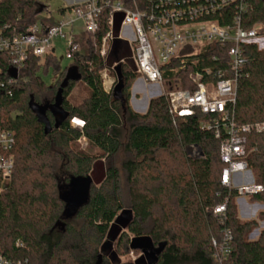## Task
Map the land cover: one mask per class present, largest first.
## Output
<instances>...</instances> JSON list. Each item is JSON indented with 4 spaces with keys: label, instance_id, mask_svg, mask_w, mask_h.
<instances>
[{
    "label": "trees",
    "instance_id": "trees-1",
    "mask_svg": "<svg viewBox=\"0 0 264 264\" xmlns=\"http://www.w3.org/2000/svg\"><path fill=\"white\" fill-rule=\"evenodd\" d=\"M116 1L144 10L150 3L110 0ZM45 9L38 0H0V35L25 33ZM232 10L234 14L231 9L215 17L226 24ZM110 11L106 6L100 15L96 45L90 44L84 56L72 59L74 62L63 70L54 53L47 55L44 63L30 53L24 66L26 77L16 78L10 73L11 56L0 52V126L12 130L16 138L14 171L0 195V257L13 264H96L99 260V264H117L110 258L100 259L105 241H117L125 253L140 251L131 247L132 238L149 237L155 248L162 246L153 264H217L212 238L221 237L223 225L208 209L228 198L226 226L231 228L234 241L226 264H264V230L256 240H250L257 221L242 222L237 217V192L221 184V142L212 131L201 128L204 115L197 112L174 119L165 96L151 99L146 113L135 112L129 104L130 90L139 75L128 63H120L122 98L104 90L99 72L105 64L131 57L128 43L121 40L114 43L106 63L100 55ZM121 18L115 15L116 33ZM244 25L261 26L264 36V0H252ZM246 54L248 63L237 82L235 114L238 123L255 124L264 122V48L250 44ZM204 59L202 66L216 69L210 59ZM50 66L59 77L48 86L40 71L45 68L48 72ZM72 66L81 78L63 88L61 106L68 117L56 127L55 116L48 110L52 131L46 134L30 107L31 97L38 104H53ZM178 76L185 74L179 72ZM11 78L16 80L10 82ZM80 81L86 84L89 95L80 105H72L68 97ZM183 85L188 87V81ZM75 118L84 122L83 127L73 124ZM81 137L100 154L75 151L73 145ZM246 138L252 179L264 186V132H252ZM193 145L202 150L198 158L186 152ZM121 150L128 154L122 163L128 184L126 199L120 171L110 162ZM61 170L64 178L59 177ZM86 175L94 181L89 199L66 219L60 188L71 176ZM251 198L264 203V190Z\"/></svg>",
    "mask_w": 264,
    "mask_h": 264
},
{
    "label": "built area",
    "instance_id": "built-area-1",
    "mask_svg": "<svg viewBox=\"0 0 264 264\" xmlns=\"http://www.w3.org/2000/svg\"><path fill=\"white\" fill-rule=\"evenodd\" d=\"M251 2L150 0L149 7L144 10L137 6L127 8L121 1L84 0L63 8L64 12L56 23L49 22L51 16L48 15V23L39 25L36 22L25 33L12 37L0 35V52L11 56L12 67L18 71L16 78H20L19 73L24 70L30 53L42 59L53 53L57 39L65 42L67 59L80 58L86 54L84 44L96 45L100 15L104 7L110 6L109 30L100 49L105 63L117 40L127 42L138 78L162 87L160 96H165L174 119L197 112L203 114L201 128L212 131L214 138L221 142L220 157L224 163L221 184L235 190L239 198L246 199L264 190L262 184L252 179L246 159V136L252 132H264V122L238 123L235 114L237 82L248 63L246 46L257 44L264 48L261 26L244 25ZM231 9L234 14L232 10L230 22L222 24L215 17L218 14L224 16V11ZM116 14L122 16L118 33L115 32ZM78 22L83 26L81 36L73 31ZM126 29H130L132 36ZM212 48L216 51L211 52ZM202 54L205 56L200 57ZM204 57L210 59L216 69L202 66ZM127 62L128 59L123 58L112 65L105 64L99 72L107 93L113 92L117 82L115 66ZM179 72L185 76H178ZM16 78H11L10 82ZM184 80L188 81V87H184ZM72 122L79 128L84 125L80 119L75 118ZM15 144L14 132L0 126V195L14 171ZM191 148L201 156L197 146ZM247 174L250 179L241 181V177ZM228 201L227 198L208 209L223 225L221 237L212 238L217 264H226L233 250V232L226 226ZM0 264L13 263L0 257Z\"/></svg>",
    "mask_w": 264,
    "mask_h": 264
},
{
    "label": "rangeland",
    "instance_id": "rangeland-1",
    "mask_svg": "<svg viewBox=\"0 0 264 264\" xmlns=\"http://www.w3.org/2000/svg\"><path fill=\"white\" fill-rule=\"evenodd\" d=\"M38 1H40L41 3L47 6V8L37 16V23L39 25H41V22L48 23L47 16L51 12L55 20L60 19L59 9L63 6L66 0H38ZM77 24L80 27H83L80 22H78ZM54 43L57 46L55 55L57 56L61 70H63L66 67L70 66L74 62V60H69L66 58L65 56L66 45L64 41L62 40L60 41L59 39H57ZM88 47L89 45L87 43L84 44V50H83L84 53L88 52ZM111 49L112 50L114 49V44L111 47ZM45 58L46 56L41 59V63H44ZM127 59H128L127 63L131 66L132 69H134L135 67H134V63L132 62V60L130 58H127ZM17 74H18V71H17ZM40 74L42 75L45 83L48 86L53 85L59 77V73L56 72L53 66L49 67L48 72H45V68L42 69L40 71ZM19 77L25 78L26 71L21 70V72L19 73ZM134 83L132 84L131 90H130L131 97L136 95V88L133 87ZM88 95H89V90L86 84L80 81L75 84L73 90L71 91L68 97V100L72 105H80L88 97ZM129 104L131 106L130 101H129ZM73 147L75 151H82L90 155L96 156L100 154V150L96 146L91 144L89 140L85 137H81L76 143H74ZM186 152L192 158L200 157L198 155V152H195V153L193 152V148H191V146L186 148ZM127 156L128 154L124 150H121L110 159V162L114 166H116L120 171L122 193L125 199H126L125 195H126V189L128 187L127 186L128 184L126 183V174L124 170L122 169V163L127 158ZM62 173L63 171L61 170V173L59 172L60 178L61 177L64 178L66 176ZM249 175L250 174L244 175L243 177H241L240 180L247 181L248 179H250ZM10 180L11 178L9 179V181ZM99 186L100 185L98 184L97 187ZM234 205H235L237 217L239 218L240 221L242 222L248 221V220L257 221L258 225L253 229V231L248 236L250 240H256L259 237L262 230H264V218L262 217V213L264 212V203L260 201H254L251 197L246 198V199L237 197L234 200ZM130 237L132 238V235H130ZM116 242L117 241H114V242L105 241L103 243L102 248L100 249V254H101L100 259H102L103 262L107 258H110V261L112 263H117V264H148L141 250L140 251L130 250L129 252L124 253L117 247ZM104 255H106L107 257H104Z\"/></svg>",
    "mask_w": 264,
    "mask_h": 264
},
{
    "label": "water",
    "instance_id": "water-1",
    "mask_svg": "<svg viewBox=\"0 0 264 264\" xmlns=\"http://www.w3.org/2000/svg\"><path fill=\"white\" fill-rule=\"evenodd\" d=\"M117 75V82L113 89V95L115 98H122L123 89V75L122 65L115 66ZM11 76L17 77V70L12 68L10 70ZM81 75L78 72L77 67L72 66L69 68L65 79L63 80L59 91L56 95L55 102L53 104H38L31 97L30 107L36 113L39 122L44 124L45 133L48 134L52 131L51 122L47 116V111L51 110L55 116V126L58 127L68 117V113L62 108V91L71 80H80ZM202 154L201 148H199ZM93 178L91 175L86 176H71L69 183L66 186L60 188V196L65 201L64 218H70L77 213L79 208L84 205L90 196V189L93 184ZM61 224V223H59ZM131 247L133 249H140L148 264H153L157 261V255L160 253L162 246L155 248L152 240L149 237H134L131 240ZM99 260L96 264H99Z\"/></svg>",
    "mask_w": 264,
    "mask_h": 264
},
{
    "label": "crops",
    "instance_id": "crops-1",
    "mask_svg": "<svg viewBox=\"0 0 264 264\" xmlns=\"http://www.w3.org/2000/svg\"><path fill=\"white\" fill-rule=\"evenodd\" d=\"M82 1H84V0H66V2L63 4V6L60 9L75 5V4L82 2ZM46 8H47V6H46ZM61 14H62V12L59 11L60 17H61ZM48 15L51 16L49 22L56 23L59 21V19L58 20L54 19L52 12L49 13ZM73 31H74V33H76L80 36L83 34L82 27H80L78 24L75 25ZM126 31L128 34H131L130 29H126ZM131 36H132V34H131ZM56 49H57V46L55 44L54 45V51H53L54 54L56 53ZM133 87L136 88V95L131 97L130 102H131L132 109L138 113H142V114L146 113L148 108H149V104H150L151 99L162 95V87L161 86H159L157 84H147L141 78L136 79ZM164 88L167 89V86ZM76 120H79V119L76 118Z\"/></svg>",
    "mask_w": 264,
    "mask_h": 264
}]
</instances>
